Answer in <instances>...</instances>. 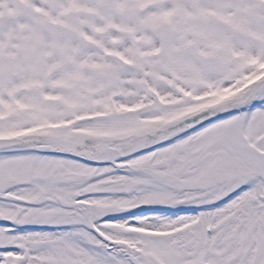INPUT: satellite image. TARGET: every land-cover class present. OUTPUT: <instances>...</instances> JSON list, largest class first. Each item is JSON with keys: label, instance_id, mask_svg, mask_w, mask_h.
I'll return each mask as SVG.
<instances>
[{"label": "snow or ice", "instance_id": "6c2138e0", "mask_svg": "<svg viewBox=\"0 0 264 264\" xmlns=\"http://www.w3.org/2000/svg\"><path fill=\"white\" fill-rule=\"evenodd\" d=\"M0 264H264V0H0Z\"/></svg>", "mask_w": 264, "mask_h": 264}]
</instances>
